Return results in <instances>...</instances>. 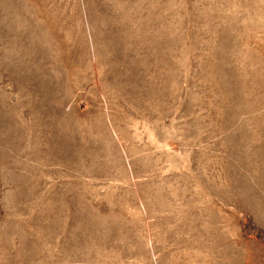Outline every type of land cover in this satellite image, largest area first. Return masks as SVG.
<instances>
[{
  "label": "rangeland",
  "instance_id": "obj_1",
  "mask_svg": "<svg viewBox=\"0 0 264 264\" xmlns=\"http://www.w3.org/2000/svg\"><path fill=\"white\" fill-rule=\"evenodd\" d=\"M0 264H264V0H0Z\"/></svg>",
  "mask_w": 264,
  "mask_h": 264
}]
</instances>
